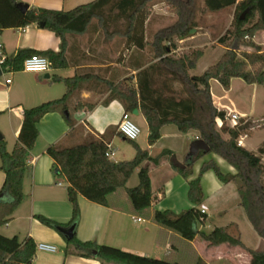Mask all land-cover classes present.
Listing matches in <instances>:
<instances>
[{"label": "trees", "instance_id": "trees-1", "mask_svg": "<svg viewBox=\"0 0 264 264\" xmlns=\"http://www.w3.org/2000/svg\"><path fill=\"white\" fill-rule=\"evenodd\" d=\"M153 1L96 0L69 12L30 9L27 14H23L18 9L17 0H0V30H18L44 23L45 29L62 39L60 53L22 50L16 56L8 57L4 73L22 71L24 61L33 55L47 57L54 70L67 69L66 34H85L96 19L107 40L120 37L131 44L133 49L143 52L147 47L145 24L150 16L148 5ZM160 1L172 8L178 16V21L155 34L151 44L154 57L138 68L135 87H124L127 81L116 86L112 84L111 97L105 104L119 100L127 113L133 114L135 110H140L148 123L150 145L161 139V131L168 125L176 126L184 134L196 131L199 139L210 147L209 154L222 158L236 171L235 175L225 174L213 160L204 163L199 176L189 181V199L194 207L179 215L169 211H155L153 221L160 227L178 234L186 242H193L200 237L209 246L228 244L246 251L251 256L250 264H264V251L249 249L241 238L232 237L226 229L215 228L209 233L199 229L207 221L206 213L199 209L205 198L201 177L204 173L213 171L224 184H238L240 206L255 232L264 240V144L258 153L238 145L241 132L238 128L229 127L227 113L214 106L210 85L212 80H216L226 91L230 89L233 79H241L248 85H264V49L252 42L257 33L264 32V0H204L205 7L211 12L236 6V13L231 29L219 40V44L225 45L227 51L215 65L200 76H191L190 71L196 69L204 56V50L175 55L178 50L176 42L186 39L195 29L194 0ZM247 10L249 13L246 18L240 20ZM246 37H249L250 41H246ZM241 46L251 48L252 52L239 54ZM60 80L62 79H53ZM92 80L108 83L92 76L63 79L66 93L62 98L24 111L22 128L13 152L7 151L5 140L0 142V169L6 175L0 191V228L10 222L14 212L23 202L24 180L29 172L27 161L39 138V123L47 114L59 112L66 117L68 124L73 126L70 113L68 118L65 114L69 112V101L82 88L83 82ZM176 85L182 88L178 90ZM95 107L96 104L79 102L75 110L93 111ZM218 120L223 122L220 129ZM116 135H120L118 128H112L103 135L91 136L88 141L73 147L48 148L47 154L54 161V173L58 178L65 179L68 184L73 216L69 224L63 226L40 217L44 225L60 233L63 229L73 228L75 233L80 220V196L94 204L108 206L113 194L126 190L135 213L143 215L152 207L155 198L150 168L145 167V164L158 166L164 157L172 156V153L164 152L157 158H152L147 151L134 144L135 158L115 163L106 153ZM224 135L229 138H224ZM205 155L208 154L200 152L195 158L189 159L185 166L175 167L176 171L185 179H190L194 173V164ZM138 169L139 185L127 188L129 180ZM66 242L68 246L74 247V254L96 259L102 264H179L141 257L94 242H81L75 235L72 240ZM36 252L33 239L27 238L21 242L18 237L8 238L0 234V264H34Z\"/></svg>", "mask_w": 264, "mask_h": 264}, {"label": "crops", "instance_id": "crops-1", "mask_svg": "<svg viewBox=\"0 0 264 264\" xmlns=\"http://www.w3.org/2000/svg\"><path fill=\"white\" fill-rule=\"evenodd\" d=\"M17 1L18 3L28 4L30 9L69 12L96 0ZM240 1L238 0V2ZM162 5L165 8L162 6L155 7L153 14L149 16L145 24L146 43L148 41L149 26H152L157 32L174 25L178 21V16L164 3ZM208 12L211 14L209 18L212 22L215 19L214 17L226 16L228 23L224 29L228 30L232 26L236 6L218 12ZM203 13L206 15L207 12L203 11ZM152 17H154L153 20H151ZM212 22L203 27H196L194 29L195 32H198L196 37H194L195 32L191 35L193 39H196L195 41L204 43L202 45L204 51L206 48L220 45L217 43L218 39L213 41L210 31L218 26L215 22ZM86 35L85 42L76 38L75 35L66 37L68 42V47L65 49V57L68 62L67 69L54 70L51 68L47 74H34L24 71L9 72L3 73L0 77V132L6 141L9 153L13 152L18 142L24 120V111L62 98L66 93V85L62 81L63 79L92 75L118 85L124 79L131 78L136 85L138 68L147 62L138 54V50L133 49L125 39H123L124 41L114 40L111 43L112 51L109 50L103 44V41L98 40L100 31L97 32L96 28L92 29L91 26ZM186 41V39L180 40V43L184 44ZM252 42L264 49V32L257 33L252 38ZM0 45L3 46L8 57L16 56L22 50H33L37 53L48 51L60 53L62 39L40 25L33 24L24 29L0 30ZM123 46L130 53V65L127 68L123 67V63L127 61L122 62L121 60ZM221 46L226 52L227 47L225 45ZM181 50L180 48L178 51ZM246 52H252V49L246 47ZM194 70L190 71L191 76H196L193 75ZM54 78L62 80L53 81ZM8 79L11 80L10 84L6 83ZM237 80L241 79H233L228 91L222 86L221 89L217 85L215 86V83H219L218 81H211L214 106L218 110L226 112L227 117L237 114L241 120L240 122L245 123L249 120L258 122V120H262L264 118V85L246 84L245 104L243 99H238L232 95L233 83ZM94 87L90 86V89L81 92L83 104H93L90 99L96 93ZM72 101V104L74 103L73 109H70L69 113L73 126H70L66 117L59 112L47 114L39 123V138L27 161L29 172L24 180L23 202L14 212L10 222L2 227V233L0 232L8 238L18 237L21 242L31 238L36 245L45 243L58 248V251L53 254L37 251L34 264H102L96 259L83 258L74 254V247L68 246L62 233L40 221V217H42L63 226L69 224L73 216V209L68 196V184L65 179L58 178L54 173V161L47 154L48 148L53 146L60 149L73 147L88 141L90 136L97 137L112 128H118L125 112V108L119 100L111 101L109 104H105L103 101L96 103L93 111L86 109L76 111L74 106L79 102ZM72 104L70 103L69 107ZM134 118L139 119L145 139L142 144L138 142V139L132 143L133 146L137 144L143 151H147L152 158H157L164 152L172 153V156L164 157L158 166L152 163L145 164V167L150 168L152 190L155 198L152 207L143 215L135 213L126 190H119L113 194L109 199L108 206L94 204L80 196L78 199L80 220L74 233L77 239L81 242H94L98 245L116 248L141 257L172 263L250 264L251 256L238 247L228 244L209 246L200 237H197L193 242H186L178 234L160 227L153 221L155 211H169L179 215L183 211L194 207L189 199V181L199 176L204 163L213 160L225 174L235 175L236 171L222 158L212 154L213 156L208 160H200L198 164H194L193 176L188 180L185 179L176 171L175 167H182L187 164L189 160V152L186 153L187 143L190 144V150L192 142L199 138V134L196 131L184 134L176 126L168 125L162 129L161 139L154 145H150L148 123L140 110L139 115L134 116ZM217 123L218 127L221 128L220 123L223 122L218 120ZM263 125L264 123H261L260 127L241 133L238 139L242 142L241 147L253 153H258L264 144ZM126 142L129 141L121 135H116L113 138L112 148L115 155L110 159L112 162L119 163L135 158L136 149L134 147L135 150L132 154L135 153V155L132 159L114 160L120 152V147ZM262 162L264 165V156ZM1 165L2 159L0 157V167ZM136 172L139 173V169ZM5 179L6 175L0 169V191L4 186ZM131 179L127 184V188H129L128 185ZM59 182L62 183V186L58 185ZM201 183L205 198L202 204L199 205V209L206 213L207 221L204 226L199 227L200 231L209 233L215 228H224L229 235L241 238L244 243L245 239L240 223L238 220L231 218L230 214L236 206L241 207L240 198L237 204H233L234 194L229 190V184L221 182L213 171L204 173L201 177ZM212 199L216 203L217 212L220 216L219 220L222 221V224L215 227L208 226L209 214L206 210L208 201ZM138 218H141L142 221H137ZM245 245L248 247L247 244ZM259 251H264V249Z\"/></svg>", "mask_w": 264, "mask_h": 264}, {"label": "rangeland", "instance_id": "rangeland-1", "mask_svg": "<svg viewBox=\"0 0 264 264\" xmlns=\"http://www.w3.org/2000/svg\"><path fill=\"white\" fill-rule=\"evenodd\" d=\"M194 3H195L194 4V12H195L194 13V15H195L194 23H195V28L196 27H200V26L203 27L205 25H208L210 22H212V20L210 21V18H209L211 16V14L208 12L209 10L207 11V8L205 7V4L203 3V0H194ZM160 6L164 7L160 0H154L153 2H151L148 5V9H149L150 15L153 14V12L155 10V7H160ZM166 7H168V6L166 5ZM168 8L172 11V8H170V7H168ZM203 11L207 12L206 15H204ZM214 18H213L214 20H213L212 23L215 22L218 27H216L214 30H212L210 32L212 34L213 41H216L218 39L217 43H219L220 38L223 37L226 34V32L229 29H231V27L228 30L224 29L226 27L227 23H228L227 19H226V16H222L221 15L219 17H214ZM153 19H154V17H152L151 20H153ZM90 26H91L92 29L96 28L97 32L100 31V35L98 37V40L103 41V44H105L106 47L109 50H111V48H112V44L111 43L114 42V40H118L119 39V40L124 41L123 38H120V37H116V38H114L112 40H107L105 32L102 29V27H101V25H100V23H99V21L97 19L94 20ZM157 32L154 30V28L152 26H149L148 32H147V37H148L147 47H146V49L143 52L138 51V54L144 60H146L147 62L151 61L153 59V57H154L151 44L153 43L154 36H155V34ZM87 33H88V31L85 34H82V35L66 34V36H65L66 47H68V42H67V39H66V37L68 35H75L76 38L82 39L85 42L86 39H87V35H86ZM197 33L198 32L196 31L195 34H194V37H196ZM191 38L192 37L189 34L188 37L186 38V40H187L186 43L181 44L180 40L176 42L178 50L180 48L182 49L181 51L177 50L175 52L176 56H181V55H183L185 53H189V52L196 51V50H204L203 47H202V45H204L203 42L195 41L196 39H193V38L191 39ZM221 45L222 44L217 45L216 47L212 46V47H209V48L205 49L204 56H203L202 60L200 61L198 67L193 71V75H196V76L202 75L204 73V71L208 67L214 65L218 61V59H220L221 55L225 52L223 46H221ZM243 52H246V46H241L240 47L239 54H242ZM129 57H130V53L127 52L126 51V47L123 46V49H122V52H121V60H122V62L123 61L124 62L127 61L126 63H123V67L124 68H127L130 65ZM127 59H129V60H127ZM86 76H90L91 77L92 75H84V76H80V77H86ZM92 77H97V76H92ZM104 81H107V80H104ZM107 82H108L107 84H105V82L103 83V82H98V81H95V80L83 82L82 88L80 90H78L74 94V96L70 99L69 104L70 103L72 104V102H73L72 100H74V102L78 101V102L82 103V99H81L82 98V93L81 92L83 90H85V89H90L89 88L90 86H93V87L95 86L94 89H95V92H96L94 95H92V97L90 99L91 103L96 104V103H99L101 101H103V103L107 102L109 100V98L111 97V86H112V83H110L109 81H107ZM121 82H124V83L126 82V85L124 87H127V86L135 87V83L132 81L131 78L124 79ZM216 85L218 86V88L221 89V85L219 83H215V86ZM120 88H121V86H120ZM181 88H182L181 86L176 85V89L180 90ZM232 92H233L232 93L233 96L237 97L238 99H243L245 101V104H246V83L245 82H243L242 80L235 81L233 83V91ZM73 104H72V106L69 107V110L73 109ZM74 107H76V105ZM133 121L140 127V129L142 131V126H141V123H140L139 119L138 118H133ZM258 123H264V118L262 120H258ZM229 124L230 123L227 122L228 126H229ZM189 138L191 139L192 137L190 136ZM224 138L228 139L229 137L227 135H224ZM144 139H145V135H144V132L142 131L141 137L139 138L138 142L142 144ZM189 145L190 144L188 142L187 143V148H186V153L189 152ZM134 150L135 149H134L133 144L131 142H126V143H124V145H122L120 147V152H119L118 156L114 160H130L135 155V153L132 154V152H134ZM212 156H213L212 154L205 155L201 160H208ZM199 162H200V160L197 161L195 164H198ZM138 185H139V176H138V173L136 172L134 174V176L132 177L131 182L129 183L128 187L129 188H134V187H136ZM237 187H238L237 183H235V182L229 183V188H230L229 190H231L232 194H234L233 195V202H234L233 204H237L239 202V196H238V192H237ZM206 210L208 211V214H209V220H208V226L209 227H211V226L215 227L217 225L222 224V221L219 220L220 216H219V212H217L216 203H215L214 199L208 201L207 206H206ZM230 214H231V218L238 220L239 223H240L241 230L243 231V237L245 239L244 243L247 244L248 247H250V248H252V249H254L256 251H259L260 249L263 250L264 249V240L262 238H260L258 236V234L252 228V226H251V224H250V222H249V220L247 218V215H246L245 211L243 210V208H241L239 206H236L230 212ZM2 231H3V228H0V232L1 233H2Z\"/></svg>", "mask_w": 264, "mask_h": 264}, {"label": "built area", "instance_id": "built-area-1", "mask_svg": "<svg viewBox=\"0 0 264 264\" xmlns=\"http://www.w3.org/2000/svg\"><path fill=\"white\" fill-rule=\"evenodd\" d=\"M247 41H250L249 37H246ZM8 61V56L5 53V50L2 45H0V68L2 70V74L4 73V67L5 64ZM51 70V62L47 57L40 56V55H33L29 58H27L24 61L23 69L22 71L28 72V73H34V74H47ZM7 84L11 83V80L8 79L6 81ZM133 114L124 112L121 118V121L118 125V133L127 141L135 142L137 141L142 131L140 127L133 121ZM240 118L237 114H232L227 117V122H229V126L231 128H238L241 125ZM222 126V123H220ZM239 146L242 145V142H238ZM115 151L112 148V145L109 146L108 152L106 153V156L111 159L114 157ZM59 186H62V183H58ZM205 213L204 211H202ZM137 221L141 222L142 219L138 218ZM36 250L40 252H46V253H56L58 251V248L56 246L50 245V244H37Z\"/></svg>", "mask_w": 264, "mask_h": 264}, {"label": "water", "instance_id": "water-1", "mask_svg": "<svg viewBox=\"0 0 264 264\" xmlns=\"http://www.w3.org/2000/svg\"><path fill=\"white\" fill-rule=\"evenodd\" d=\"M18 9L20 10V12H22L23 14H27L28 11L30 10V6L28 4H24V3H19L18 4ZM249 13V10H247L246 12H244L242 14V16L240 17V20H244L246 18V15ZM42 28L45 27V24L42 23L40 25ZM195 32V30H192L190 32V35H192ZM2 70L0 68V77L2 76ZM67 118L69 117V112L65 113ZM139 115V110H135L133 112V116H138ZM261 126V123L258 122H253L252 120H249L243 124H241L238 127L239 132L244 133L248 130H252L254 128H258ZM4 140V137L2 135V133L0 132V142ZM211 151L210 147L208 146V144L201 140V139H196L195 141L192 142L191 146H190V150H189V154H188V159H193L195 158L200 152H203L205 154H209ZM61 233L63 234L64 238L68 241L72 240L74 237V230L73 228H68V229H63L61 230Z\"/></svg>", "mask_w": 264, "mask_h": 264}]
</instances>
